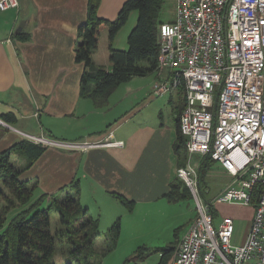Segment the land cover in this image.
Segmentation results:
<instances>
[{
    "label": "crops",
    "instance_id": "0c3cea01",
    "mask_svg": "<svg viewBox=\"0 0 264 264\" xmlns=\"http://www.w3.org/2000/svg\"><path fill=\"white\" fill-rule=\"evenodd\" d=\"M126 1L102 0L98 16L116 20ZM18 3L15 9L0 11V121L7 125L0 124L6 129L0 153L24 141L17 131L96 144L73 151L47 148L20 179L37 182L35 199L47 196V203L79 192L81 207L98 221L102 233L120 221V242L134 243L139 237L134 221L143 226L142 221L175 211L179 203L168 201L166 194L179 178L178 171L197 158L179 157L175 149L178 110L185 94L178 90L154 95L157 82L169 74L156 71L150 74L154 78L134 77L122 84L108 106L98 109L81 96L86 66L76 62L78 30L88 21L89 0ZM123 31L113 42L115 49H128L131 31ZM92 59L95 66L112 70L107 29L101 31ZM6 115H12L14 123H6ZM108 141L123 142V146H111ZM117 196L129 201L132 210ZM251 211L249 227L254 207ZM141 212L145 215L139 218ZM223 217L216 219L217 225Z\"/></svg>",
    "mask_w": 264,
    "mask_h": 264
},
{
    "label": "built area",
    "instance_id": "2783aa9c",
    "mask_svg": "<svg viewBox=\"0 0 264 264\" xmlns=\"http://www.w3.org/2000/svg\"><path fill=\"white\" fill-rule=\"evenodd\" d=\"M18 6V0H0V11ZM158 38L157 71L169 74L157 82L154 95L184 91L180 131L189 156L199 158L178 171L195 198L197 215L170 264H264V0H177L176 18L159 26ZM17 132L28 142L62 151L96 145ZM209 155L232 179L215 205L254 207L241 244L233 243L234 218L224 216L217 225L200 196V159Z\"/></svg>",
    "mask_w": 264,
    "mask_h": 264
},
{
    "label": "trees",
    "instance_id": "16d2710c",
    "mask_svg": "<svg viewBox=\"0 0 264 264\" xmlns=\"http://www.w3.org/2000/svg\"><path fill=\"white\" fill-rule=\"evenodd\" d=\"M102 0H89L88 21L80 26L78 35L80 42L76 48V62L84 63L86 70L82 77L81 96L94 102L98 109L108 106L111 95L122 84L134 77H146L157 71L160 54L158 28L161 24L160 13L165 0H127L116 20H106L98 16ZM138 13L136 27L128 37V49L118 50L113 47V42L126 25L131 13ZM107 29L109 36L110 62L112 70L106 67H97L92 56L98 49L100 33ZM181 93H184L182 90ZM184 101V100H183ZM185 102V101H184ZM183 102V103H184ZM185 108V103L178 110L179 134L175 149L179 157L185 155L186 138L180 131V116ZM3 120L14 123L12 115L4 116ZM4 129L0 125V139ZM48 147L36 145L26 140L12 146L0 153V264H50L57 238H67L75 247L72 253L81 255L75 260L76 264H101L95 259L98 253L94 247L100 237H104L107 252L116 248L121 238L122 226L117 221L107 232L102 233L97 220H94L82 208L79 202V192L68 194L63 199H55L58 203V212L66 230L52 231V203L48 208H41L46 203L47 196L35 199L38 183L22 181L20 176L29 170ZM23 151L24 162L14 163L12 151ZM216 162L211 155L200 159L198 169L199 192L201 197L210 206L214 218L217 210L205 198L202 184L212 171ZM261 190L255 191L253 205L256 206ZM131 211L133 205L125 198L117 196ZM172 203L185 202L193 199L188 186L180 179L171 184L170 191L166 194ZM11 215V217H10ZM178 241L163 248H158L161 253L159 264H170ZM142 250H148L141 247ZM72 264V263H69Z\"/></svg>",
    "mask_w": 264,
    "mask_h": 264
},
{
    "label": "rangeland",
    "instance_id": "374dc122",
    "mask_svg": "<svg viewBox=\"0 0 264 264\" xmlns=\"http://www.w3.org/2000/svg\"><path fill=\"white\" fill-rule=\"evenodd\" d=\"M176 6L177 0H165L160 13V21L162 23H170L175 20ZM137 20L138 13H131L126 25L122 28V30H125L123 32H126L127 30L132 31L136 27ZM149 77L154 78V75H150ZM209 111L215 113V106L209 108ZM12 161L14 163H21L24 161L22 150L15 149L12 151ZM198 161V157L194 159V162ZM231 181V177H229L218 163H215L212 171L207 174L205 178L206 184L205 186L202 184V188L205 193V198L210 201L213 204V207L217 210V218L226 215L234 217L235 235L233 243L238 245L237 243L242 241V238L246 235L249 228L253 206L245 207L225 204L218 206V211L215 205L217 196L219 193H222L223 189L228 187ZM49 205L50 204L46 202L41 208H48ZM51 206L52 231L56 234L63 229L66 230L67 226L62 224L58 212V203L53 202ZM144 215L145 212H141L139 218ZM196 215L197 205L195 198L193 197V199L179 203L172 214H166V216L165 214H160L156 216V220L154 221H142L143 226H140V223L138 224L137 221H134V233L139 235L137 239L134 238V243L125 239L124 241H119V244L114 250L107 252V250H105V239L102 236L94 247L98 252L95 254V259H98L101 264H159L161 253L157 251V249L167 247L172 243H175L178 238H183ZM109 228H111V225L104 229L105 232H107ZM141 247H146L148 250H142L140 249ZM74 248L75 247L67 238L58 237L54 254L50 258V264H76L75 260L80 259L81 255L79 254L78 256V254L72 253Z\"/></svg>",
    "mask_w": 264,
    "mask_h": 264
},
{
    "label": "water",
    "instance_id": "95a60500",
    "mask_svg": "<svg viewBox=\"0 0 264 264\" xmlns=\"http://www.w3.org/2000/svg\"><path fill=\"white\" fill-rule=\"evenodd\" d=\"M0 124H2V125H6V124H4L2 121H0ZM7 126V125H6ZM9 127V126H8Z\"/></svg>",
    "mask_w": 264,
    "mask_h": 264
}]
</instances>
